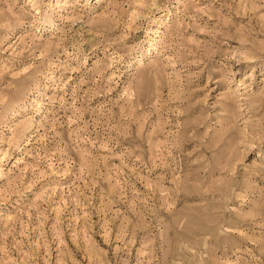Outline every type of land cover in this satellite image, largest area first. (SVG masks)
<instances>
[{
    "label": "rangeland",
    "instance_id": "obj_1",
    "mask_svg": "<svg viewBox=\"0 0 264 264\" xmlns=\"http://www.w3.org/2000/svg\"><path fill=\"white\" fill-rule=\"evenodd\" d=\"M0 264H264V0H0Z\"/></svg>",
    "mask_w": 264,
    "mask_h": 264
}]
</instances>
